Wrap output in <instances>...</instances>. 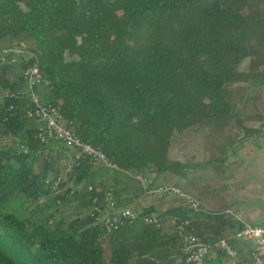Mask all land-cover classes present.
Segmentation results:
<instances>
[{"label": "trees", "instance_id": "1", "mask_svg": "<svg viewBox=\"0 0 264 264\" xmlns=\"http://www.w3.org/2000/svg\"><path fill=\"white\" fill-rule=\"evenodd\" d=\"M2 48L24 51L0 55V264H193L190 235L209 248L202 264H217L211 252L252 259L229 209L153 189L202 194L193 173L227 160L171 157L187 133L225 148L264 135L246 125L264 122L250 97L264 87V0H0ZM34 64L43 99L110 165L40 136L24 77Z\"/></svg>", "mask_w": 264, "mask_h": 264}, {"label": "rangeland", "instance_id": "2", "mask_svg": "<svg viewBox=\"0 0 264 264\" xmlns=\"http://www.w3.org/2000/svg\"><path fill=\"white\" fill-rule=\"evenodd\" d=\"M246 66L247 62L244 68ZM3 96L4 90L0 88V102ZM250 97H259L264 101V87L250 89ZM246 125L260 127L264 131V122L250 121ZM232 134L234 138H241L243 130L235 129ZM212 137L218 136L214 134ZM218 141L212 138L205 143L201 134L191 132L180 143L174 142L171 150L173 158L187 159L195 156L198 161H207L219 156L227 157L225 162L212 161L202 170L193 173L198 181L194 184L202 194L191 195L212 212L220 213L229 209L243 222L264 221V135L252 137L244 147L233 145L225 148ZM232 148L238 149L236 155L232 154ZM251 244L254 246L253 241ZM208 259L217 264L224 262V259L218 261L213 252Z\"/></svg>", "mask_w": 264, "mask_h": 264}, {"label": "built area", "instance_id": "3", "mask_svg": "<svg viewBox=\"0 0 264 264\" xmlns=\"http://www.w3.org/2000/svg\"><path fill=\"white\" fill-rule=\"evenodd\" d=\"M18 49L19 50H17V48H2L0 50V55L2 53L6 54L9 52L20 54L24 51L22 48ZM24 77L27 82V92L35 105L34 112H31V114L38 117V119H40V121L43 123L41 132L39 133L40 136L43 139H60L67 146L78 147V149L81 150V153L89 154L95 159V161L110 165L111 163L101 150L92 146L91 144L82 142L78 137L75 136L71 129L65 126V120L61 114L60 106L58 104L43 99L44 94L42 92L44 89L41 88L47 85L48 82L44 80L39 66L34 64L28 67L24 71ZM139 178L146 187V180L140 176ZM153 191L169 193L173 195H182L195 210L200 206V202L195 196L191 194H183L181 189L174 184H162L156 189H153ZM122 215L129 217L133 216L129 209L123 210ZM119 218V215H113L111 223L113 224L114 222H117ZM237 218L243 223V227L237 232V237L249 239L254 242V246L251 251L252 259L246 264H264V223L251 224L243 222L239 216H237ZM109 221L110 220H108V222ZM111 223L110 225H112ZM187 241L191 251L187 258L188 261L192 262L193 264H202L208 255V246L195 235L188 236ZM220 245L222 250L228 256L235 257L237 255L236 250L226 240H221Z\"/></svg>", "mask_w": 264, "mask_h": 264}, {"label": "crops", "instance_id": "4", "mask_svg": "<svg viewBox=\"0 0 264 264\" xmlns=\"http://www.w3.org/2000/svg\"><path fill=\"white\" fill-rule=\"evenodd\" d=\"M246 223H251V222H246ZM264 223V221H262V222H257V223H251V224H263Z\"/></svg>", "mask_w": 264, "mask_h": 264}]
</instances>
